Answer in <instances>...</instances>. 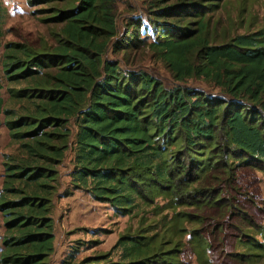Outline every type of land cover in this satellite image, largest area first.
Returning <instances> with one entry per match:
<instances>
[{
  "label": "trees",
  "instance_id": "1",
  "mask_svg": "<svg viewBox=\"0 0 264 264\" xmlns=\"http://www.w3.org/2000/svg\"><path fill=\"white\" fill-rule=\"evenodd\" d=\"M117 1L32 0L61 24L56 43L4 45L0 124L15 147L2 157L0 264H49L58 166L68 150L74 188L120 214L172 212L159 229L122 235L121 261L112 264H183L187 246L205 264L207 221L211 237L238 231L233 257L262 264L264 241L253 234L263 227L243 209L239 176L244 167L264 172V26L217 42L208 16L216 2L140 0L154 33L147 42L141 16L119 31ZM6 16L0 0V38ZM142 46L178 83L125 67L128 50Z\"/></svg>",
  "mask_w": 264,
  "mask_h": 264
},
{
  "label": "rangeland",
  "instance_id": "2",
  "mask_svg": "<svg viewBox=\"0 0 264 264\" xmlns=\"http://www.w3.org/2000/svg\"><path fill=\"white\" fill-rule=\"evenodd\" d=\"M32 0H2L7 16L5 33L0 38V61L7 42L17 41L30 43L34 46L54 45L56 33L61 24L47 20L51 15L46 3H34ZM218 5L208 14L214 40L219 42L235 33L256 30L264 26V0H210ZM149 14L142 7L140 0L117 1V25L119 31L125 30L129 17H142L141 35L150 42L154 40V33L149 21ZM122 53L119 54V57ZM115 57V56H114ZM128 64L125 67L143 68L153 73L165 85L178 83L174 80L163 62L148 46L128 50L126 53ZM1 63V62H0ZM0 82L5 83L0 64ZM187 85L201 88L207 92L217 93L216 88L197 79H188ZM7 99L5 89L1 90ZM9 141L7 128L0 124V187L2 180V157L4 153L14 150ZM73 152L68 150L65 158L59 164V185L54 198L52 217L54 219V251L49 256V264H88L97 261L99 264H112L121 261L120 247L116 243L122 235L133 234L141 226L144 229L161 227V220L165 214L171 215V210H162L158 214L152 207H144L139 213L120 214L109 204L94 199L89 192L81 188H74L70 183L69 172L72 167ZM239 179L245 205L244 210L252 216L253 224L263 227L264 231V172L256 168H241ZM162 204L164 200L157 198ZM207 221V226H211ZM202 226V235L210 242L205 252V264H242L237 257H233L235 240L238 231L225 228L218 237H211L210 231ZM191 229L193 223H188ZM0 216V239L3 234ZM252 233V231H251ZM254 237L264 241V234L254 232ZM185 234L183 241H187ZM187 243V242H186ZM183 264H201L197 254L189 247H185ZM232 256V257H231ZM260 264V263H259ZM264 264V262H262Z\"/></svg>",
  "mask_w": 264,
  "mask_h": 264
}]
</instances>
